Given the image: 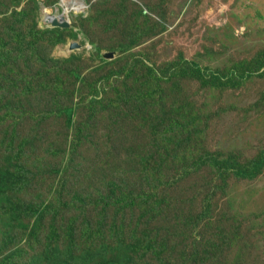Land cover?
Listing matches in <instances>:
<instances>
[{
    "label": "rangeland",
    "instance_id": "obj_1",
    "mask_svg": "<svg viewBox=\"0 0 264 264\" xmlns=\"http://www.w3.org/2000/svg\"><path fill=\"white\" fill-rule=\"evenodd\" d=\"M3 38L0 264H264V164L199 165L264 151V0H0ZM180 60L219 73L142 80Z\"/></svg>",
    "mask_w": 264,
    "mask_h": 264
},
{
    "label": "trees",
    "instance_id": "obj_2",
    "mask_svg": "<svg viewBox=\"0 0 264 264\" xmlns=\"http://www.w3.org/2000/svg\"><path fill=\"white\" fill-rule=\"evenodd\" d=\"M12 36L13 35H10L9 38H11ZM8 40L9 39L7 38L0 39V50L4 52L5 49L7 48L6 55L9 53L8 46H7ZM218 73L219 71H210V70L206 71L205 69L200 68L196 63L191 64L185 60H180V61H175L171 64H166L162 69H156L153 66L147 67V72L143 76L142 80H147L148 82L152 81V82L158 83V82H163L164 80H171L174 77L179 76V75L183 76L184 74H192L194 78H196L200 82H204V81L216 78ZM148 96L149 95H147V97ZM135 101L141 102L142 106L145 105V102L143 101V97L141 95H138L135 98ZM127 105H128L126 106L127 116L131 117L132 119L140 118L139 116L140 108L136 104H134V107H135L134 108L132 106L133 103L127 104ZM63 112L67 114L69 117H71L73 113L75 112V107H66L63 109ZM172 125L178 126V123L174 122ZM141 164L143 166V161L141 162ZM205 164H210V166L213 168L217 167L216 171L222 172V174L230 172V169H231V172L237 175L238 178L250 179L256 176L257 172L262 168L264 164V151L260 152V155L257 158L251 160L249 163L242 164L240 168H238L237 163L231 164L230 159L227 162H223V161L217 160L209 153H206V159L199 163L200 166L205 165ZM145 165L147 168L149 164H145ZM153 168L156 170V167H153ZM8 173L11 174L12 172L8 171ZM152 196H153V193L150 195L148 202L152 199ZM115 254L119 255V257L116 259V262L124 263V264H131L130 259H129V251L128 253L123 252V253H115ZM100 264H105V263L101 262Z\"/></svg>",
    "mask_w": 264,
    "mask_h": 264
},
{
    "label": "water",
    "instance_id": "obj_3",
    "mask_svg": "<svg viewBox=\"0 0 264 264\" xmlns=\"http://www.w3.org/2000/svg\"><path fill=\"white\" fill-rule=\"evenodd\" d=\"M45 19L47 21H49L51 23L52 26H58V27H68L70 25L69 21L67 19H65L63 16H56V15H47L45 17ZM82 44L79 41L76 40H72L69 43V49H74V48H78L81 47ZM105 57H112L113 56V52L109 51V52H105L104 53Z\"/></svg>",
    "mask_w": 264,
    "mask_h": 264
},
{
    "label": "bare ground",
    "instance_id": "obj_4",
    "mask_svg": "<svg viewBox=\"0 0 264 264\" xmlns=\"http://www.w3.org/2000/svg\"><path fill=\"white\" fill-rule=\"evenodd\" d=\"M74 6H75V5H74ZM47 15H53V14H50V13H45V17H46Z\"/></svg>",
    "mask_w": 264,
    "mask_h": 264
}]
</instances>
